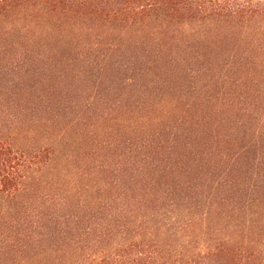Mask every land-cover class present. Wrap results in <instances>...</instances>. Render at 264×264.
<instances>
[{
  "label": "rangeland",
  "instance_id": "374dc122",
  "mask_svg": "<svg viewBox=\"0 0 264 264\" xmlns=\"http://www.w3.org/2000/svg\"><path fill=\"white\" fill-rule=\"evenodd\" d=\"M44 1L48 5L0 0V50L15 51L24 40V48L46 55L45 63L33 64L34 73L0 70V136L22 142L30 154L55 146L51 165L47 153L37 165L29 154L23 184L31 209L67 193L80 207L79 236L72 231L67 241L45 244L56 242L53 249L60 250L53 257L68 250L85 261L96 252L97 238L112 242L109 231L125 229L131 240L156 238V225L146 223L154 219L173 233L174 223L193 218L196 228L186 234L194 239L220 230L218 243L251 242L263 250V65L249 64L226 78L190 75L164 62L137 77L120 67V59H129L123 57L129 36L101 26L100 0ZM46 38L59 41L62 56L46 54ZM105 41L121 44L122 52L108 51ZM15 206L0 203L2 209ZM108 221L115 225L96 229ZM17 239L25 259L11 252L0 264L31 261L32 243Z\"/></svg>",
  "mask_w": 264,
  "mask_h": 264
},
{
  "label": "trees",
  "instance_id": "16d2710c",
  "mask_svg": "<svg viewBox=\"0 0 264 264\" xmlns=\"http://www.w3.org/2000/svg\"><path fill=\"white\" fill-rule=\"evenodd\" d=\"M100 1L96 13L106 17L102 18L105 25L101 26L108 32L119 33L120 37L129 36L131 45L123 55L129 59H120V67L134 69L137 77L146 76L147 69L164 62L181 66L190 75L203 73V76H208L215 72L213 76L224 74L226 78L230 73L245 72L242 69L248 68L249 64L264 67V0ZM36 2L48 5V1ZM47 38L44 43L45 48H49L46 54L51 51L62 56L59 41L54 43ZM101 45L108 51L122 52L121 44L117 46V43L105 41V45ZM24 47L25 41L22 40L15 51L9 50V46L0 50L1 72L12 69L21 73L25 70L23 75H26L35 72L33 64L41 60L45 63L44 50L37 52ZM138 49L142 52L137 53ZM249 73L255 80V71L249 69ZM13 122L19 125V119L13 118ZM14 139L18 137L14 136ZM44 153L49 155L51 165L56 159L54 145L32 149L30 154L22 147V142L16 143L9 136H0V203L16 205L12 209L0 207V259L10 257L11 252L25 259V247L17 246L19 237L29 240L34 251L31 261L27 260L25 264H264V243L260 246L263 250L251 242L228 240L218 243V236L222 234L220 230L207 231L206 235H210L207 239H194L186 234L187 229L193 231L196 228L193 218L177 221L174 223L177 224L175 232L168 233L157 225L160 222L155 219L146 221L143 215L140 220L155 224L154 229L160 232L156 238L131 240L125 229L119 230V235L109 231L111 237L113 235L112 242L107 244L110 246L102 245L103 240L97 238L96 252L88 253L85 261L80 262L68 250L53 257L60 250L53 249L56 242L45 244L56 238L67 241L72 231L79 236L82 218L80 220V207L75 205L69 193L54 194L34 209L26 206L28 191L23 188L28 178L24 170L26 158L30 154L34 165L41 164ZM71 188L76 189L77 195L84 200L76 186ZM132 216L135 218L137 215ZM17 222L22 224L14 226ZM101 225L107 231L115 224L104 222L96 229L100 230ZM12 228L17 237L13 235ZM5 229L9 231L7 236ZM160 235L161 238L158 237ZM45 260L52 263H45Z\"/></svg>",
  "mask_w": 264,
  "mask_h": 264
}]
</instances>
